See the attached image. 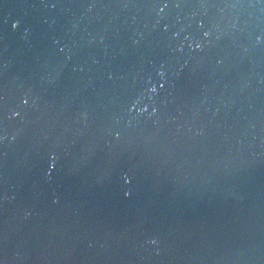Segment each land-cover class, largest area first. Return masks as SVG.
I'll return each instance as SVG.
<instances>
[{
	"label": "water",
	"instance_id": "95a60500",
	"mask_svg": "<svg viewBox=\"0 0 264 264\" xmlns=\"http://www.w3.org/2000/svg\"><path fill=\"white\" fill-rule=\"evenodd\" d=\"M0 264H264V0H0Z\"/></svg>",
	"mask_w": 264,
	"mask_h": 264
},
{
	"label": "clouds",
	"instance_id": "9594fccd",
	"mask_svg": "<svg viewBox=\"0 0 264 264\" xmlns=\"http://www.w3.org/2000/svg\"><path fill=\"white\" fill-rule=\"evenodd\" d=\"M14 27H15V25H14ZM25 103H26V101H25Z\"/></svg>",
	"mask_w": 264,
	"mask_h": 264
}]
</instances>
